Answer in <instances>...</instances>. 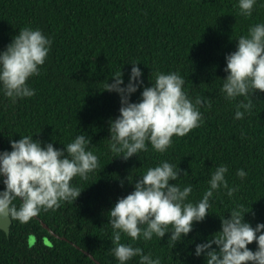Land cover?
<instances>
[{"label": "trees", "instance_id": "obj_1", "mask_svg": "<svg viewBox=\"0 0 264 264\" xmlns=\"http://www.w3.org/2000/svg\"><path fill=\"white\" fill-rule=\"evenodd\" d=\"M257 22H264L261 0L247 18L238 14L237 0H0V49L25 26L40 28L52 39L40 72L28 80L35 94L12 103L0 93V150H10V139L30 133L63 148L83 132L99 164L86 179L72 178L70 183L84 187L74 201L37 214L66 239L51 234L35 217L25 223L12 219L9 235L0 228V264H116L108 251L112 229L107 210L133 190L128 175L138 178L161 160L187 171L176 183L192 184V201L201 198L220 163L228 166L229 185L238 186L231 198L224 189L215 191L210 212L173 247L168 233L133 242L159 256L161 264H205L203 255L193 254L195 243L219 230V214L230 215L236 204L250 209L245 219L253 226L264 222V91L249 97L253 107L243 119L233 115L235 104L246 98L228 100L220 91L225 54ZM129 61H138L144 86L157 70L178 71L187 94L206 97L208 103L199 106L203 122L184 136L173 135L165 152L146 142V150L125 160L108 149L109 118L119 115L120 96L97 85L107 78L111 82L112 72L120 69L127 83ZM141 90L130 99L138 100ZM239 168L245 177L236 175ZM121 239L130 238L122 234ZM248 247L254 250L256 242ZM127 264H138V258Z\"/></svg>", "mask_w": 264, "mask_h": 264}, {"label": "clouds", "instance_id": "obj_2", "mask_svg": "<svg viewBox=\"0 0 264 264\" xmlns=\"http://www.w3.org/2000/svg\"><path fill=\"white\" fill-rule=\"evenodd\" d=\"M258 0H237L238 14L248 17ZM264 2V0H261ZM235 50L225 54L226 75L220 91L228 100L245 97L235 104L233 119H243L253 107L254 92L264 91V22L249 26L246 35L236 37ZM52 39L40 28H19L5 48L0 49V93L15 103L18 98L35 94L28 80L40 72L50 51ZM131 62L127 83L121 71L112 72L111 82L99 81L101 90L115 91L120 96L119 115L109 118L108 149L127 160L133 154L146 150L150 144L156 152L163 153L172 143L173 135L180 137L203 122L200 105H207V98L190 97L183 85L184 77L178 71H155L151 83L144 86L142 69L138 61ZM142 86L139 99L130 96ZM54 139V138H53ZM55 140V139H54ZM147 142V144H146ZM11 149L0 150V217L29 221L40 211L55 210L62 202L74 201L81 190L70 183L73 177L86 179L98 168V157L88 147L90 139L83 132L76 134L64 147L52 142H42L34 134L10 139ZM177 164L161 160L138 175L126 179L133 190L116 199L107 210L111 226L108 251L116 264H127L133 257L138 264H161L159 256L145 252L133 242L151 239L153 235L167 240L172 247L202 221L210 212V198L219 189L226 190L231 198L238 186H231L225 173L228 166L218 164L210 172L208 187L199 200L188 199L192 184L176 183L181 172ZM183 174V175H184ZM236 175H247L244 169ZM170 181H175L170 182ZM123 183V181H121ZM19 201L15 203L14 201ZM243 204H236L220 215V228L210 238L195 243L194 255H203L205 264H264V222L253 226L245 219ZM122 234L129 237L122 242ZM256 248H249L250 242ZM215 245V247H213Z\"/></svg>", "mask_w": 264, "mask_h": 264}, {"label": "water", "instance_id": "obj_3", "mask_svg": "<svg viewBox=\"0 0 264 264\" xmlns=\"http://www.w3.org/2000/svg\"><path fill=\"white\" fill-rule=\"evenodd\" d=\"M35 218L39 219L41 224L51 233L53 234L54 236H57V237H60V238H63V239H66V237L64 235H59L57 234L51 227L48 226V224L43 221L38 215L34 216ZM11 223H12V219H9L8 217H0V228L2 230L5 231V233L7 235H9V232H10V226H11ZM78 248L79 246L76 245ZM83 251L85 253H87L90 257L94 258L92 256V254L88 251V250H84ZM97 262V264H101L99 261L95 260Z\"/></svg>", "mask_w": 264, "mask_h": 264}, {"label": "rangeland", "instance_id": "obj_4", "mask_svg": "<svg viewBox=\"0 0 264 264\" xmlns=\"http://www.w3.org/2000/svg\"><path fill=\"white\" fill-rule=\"evenodd\" d=\"M31 242H32V238H31Z\"/></svg>", "mask_w": 264, "mask_h": 264}]
</instances>
